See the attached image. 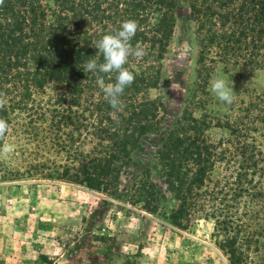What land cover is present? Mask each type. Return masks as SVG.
<instances>
[{
    "label": "trees",
    "instance_id": "16d2710c",
    "mask_svg": "<svg viewBox=\"0 0 264 264\" xmlns=\"http://www.w3.org/2000/svg\"><path fill=\"white\" fill-rule=\"evenodd\" d=\"M197 46L195 80L185 108L162 132L155 155L133 181L150 214L185 230L192 220H212L217 246L229 264L264 261V89L234 96L224 111L208 109L207 84L217 62L264 70V0H185ZM176 0H4L0 5V177L62 181L111 193L140 137L161 129L163 102L150 97L162 80ZM127 20L139 29L132 45L146 50L125 67L134 82L115 110L103 88L116 73L84 72L90 59L103 63L95 44ZM200 109V115L194 114ZM224 131L212 139L207 131ZM5 143L13 145L1 156ZM151 171L171 204L150 203ZM149 180V181H148ZM154 188L158 183L152 182ZM161 195V192H157ZM264 264V263H261Z\"/></svg>",
    "mask_w": 264,
    "mask_h": 264
},
{
    "label": "rangeland",
    "instance_id": "374dc122",
    "mask_svg": "<svg viewBox=\"0 0 264 264\" xmlns=\"http://www.w3.org/2000/svg\"><path fill=\"white\" fill-rule=\"evenodd\" d=\"M175 25L169 50L162 60V80L149 96L160 97L163 111L158 131L140 137L130 161L120 174L117 189L108 193L90 191L62 181H17L0 177V264H229L218 248L212 220H192L182 230L159 214L144 208L133 181L155 155L159 137L185 108L189 88L195 80L197 46L195 22L185 0H176ZM232 81L234 96L264 89L263 69H240L217 62L208 79L211 101L208 109L224 111L212 91L216 79ZM195 109L194 114L200 115ZM212 139L224 133L210 128ZM258 140L264 152V135ZM13 145L5 143V146ZM4 157V153L1 154ZM144 197L160 210L171 204L164 184L154 171ZM148 180V181H149ZM152 182L158 186L153 187ZM161 192V195L157 192ZM245 255L264 263L261 250Z\"/></svg>",
    "mask_w": 264,
    "mask_h": 264
},
{
    "label": "clouds",
    "instance_id": "9594fccd",
    "mask_svg": "<svg viewBox=\"0 0 264 264\" xmlns=\"http://www.w3.org/2000/svg\"><path fill=\"white\" fill-rule=\"evenodd\" d=\"M4 0H0V5ZM139 25L135 20L124 21L115 34L104 35L96 44L97 53L103 56V63H99L96 59H90L86 62L83 71L92 72L97 75L98 81L103 84V76L101 74L116 73L115 83L108 84L103 88L106 99L111 107L119 110L122 106L121 96L125 89L130 86L134 80V74L129 71L125 65L130 57L142 58L145 56L146 50L140 46H133L131 41L135 37ZM212 91L218 100L231 104L234 100L232 81L229 83L224 79H216L212 85ZM7 103L3 94H0V109H3ZM9 130V123L0 118V138H3ZM3 153L7 154L12 151L10 145L3 148Z\"/></svg>",
    "mask_w": 264,
    "mask_h": 264
}]
</instances>
